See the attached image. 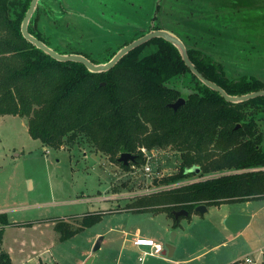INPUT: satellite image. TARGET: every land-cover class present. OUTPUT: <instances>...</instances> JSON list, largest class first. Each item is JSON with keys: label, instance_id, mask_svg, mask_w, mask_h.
Here are the masks:
<instances>
[{"label": "rangeland", "instance_id": "374dc122", "mask_svg": "<svg viewBox=\"0 0 264 264\" xmlns=\"http://www.w3.org/2000/svg\"><path fill=\"white\" fill-rule=\"evenodd\" d=\"M157 5L159 25L219 63L228 80L252 79L264 86V0H40L38 25L54 45L97 58L126 38L145 33L157 17ZM259 115L262 132L264 115ZM143 158L152 168L150 177L142 173L144 165L124 171L82 147H43L29 136L24 118H0V213L23 225L4 230L1 247L11 264H85L89 259L95 264H139L146 249L131 247L137 232L164 248L175 233V260L222 243L224 214L250 221L232 240L190 264H225L230 259L241 264L246 258L262 264L264 199L211 206L203 216L193 212L176 229L167 213L123 211L138 198L133 196L169 189L157 183L178 169V154L170 149L153 150ZM198 180L193 176L181 184ZM93 213H102L97 223L61 240L63 231L77 229L82 216ZM58 223L62 232L56 230ZM103 235L107 243L93 253Z\"/></svg>", "mask_w": 264, "mask_h": 264}, {"label": "trees", "instance_id": "16d2710c", "mask_svg": "<svg viewBox=\"0 0 264 264\" xmlns=\"http://www.w3.org/2000/svg\"><path fill=\"white\" fill-rule=\"evenodd\" d=\"M30 2L0 0V118H24L29 136L43 147L67 151L82 147L124 171L144 165L141 149L172 150L178 154V169L157 183L171 187L139 196L124 209L167 213L174 229L181 218L175 220L173 212L185 210L189 219L201 205L208 208L264 199V148L259 130L264 97L240 104L225 102L203 86L177 49L162 39L136 48L100 75L79 63L57 62L21 35ZM160 11L161 5H157L153 13L157 17L151 19L145 33L126 38L116 50L97 58L54 45L38 25L37 8L28 32L58 54H78L101 64L144 34L165 30L158 23ZM185 47L197 71L228 95L264 90L257 80H228L221 65L198 48ZM179 98L185 102L174 112L168 105ZM123 153L136 156L135 163L128 167L118 163ZM191 168L200 169L199 173H186ZM193 176L199 180L181 184ZM100 218L96 213L84 215L77 229L63 231L58 223L56 230L63 231L61 240H66ZM15 225L23 226L10 223L7 214L0 213V264H11L1 246L4 229Z\"/></svg>", "mask_w": 264, "mask_h": 264}, {"label": "water", "instance_id": "95a60500", "mask_svg": "<svg viewBox=\"0 0 264 264\" xmlns=\"http://www.w3.org/2000/svg\"><path fill=\"white\" fill-rule=\"evenodd\" d=\"M39 3V0H31L29 7L23 17V21L21 22L20 26V32L23 38L27 42H29L31 45H33L35 48L39 49L43 53L48 55L50 58L57 62L61 63H67V62H73V63H79L83 65L90 73L93 74H101L110 71L112 68H114L118 62L126 56L128 53L131 51L135 50L136 48L148 43L151 40L155 39H162L169 44H171L173 47L177 49L179 52V55L181 57V60L184 61V65L187 67V69L190 71V73L206 88L210 89L213 92H216L223 100L227 103L230 104H240L247 102L249 100H254L256 98H261L264 97V90H259L255 92H251L245 95H240V96H230L228 95L221 87L216 85L215 83L211 82L210 80L206 79L201 75L197 69L194 67V65L191 63V61L188 58L187 55V50L184 45V43L173 33L167 30H153L150 31L137 40L132 41L128 45L122 47L120 50H118L115 55L111 58L106 63H101V64H93L90 60L85 58L82 55L78 54H65L61 55L52 50L51 48L47 47V45L43 44L41 41L33 37L31 34L28 32V24L30 22V19L35 12L37 5ZM103 85V84H101ZM184 99L179 98L176 102L173 104H169L168 107L172 109L174 112L177 111L183 104H184ZM239 126H236V129H238ZM136 161V156H133L129 153H123L119 156L117 159V162L122 164L124 167H128L130 164L135 163ZM198 168H191L187 170L186 173H193V174H198L199 173ZM194 212L203 216L207 212V207L206 206H198L194 209ZM173 217L175 220L178 218H186L188 216V213L185 210L177 211L172 213ZM250 220V217L248 216H242V215H229L226 217L223 221L224 226L232 233L236 234L240 231H242L248 224ZM10 223L13 222L12 219L9 220ZM175 238V233L170 234L169 238V243L165 245V249L162 252V256H167L171 257L174 251V247L172 246V242L174 241ZM101 240H98L92 250V252H96L99 249ZM91 260L89 259L85 264H90ZM144 264H164L163 261L157 260L155 258H145L144 259Z\"/></svg>", "mask_w": 264, "mask_h": 264}, {"label": "crops", "instance_id": "0c3cea01", "mask_svg": "<svg viewBox=\"0 0 264 264\" xmlns=\"http://www.w3.org/2000/svg\"><path fill=\"white\" fill-rule=\"evenodd\" d=\"M166 30V29H165ZM219 64V63H218ZM220 65V64H219ZM223 71V70H222ZM29 183H28V185L30 186V189H31V187H32V182H30V181H28ZM222 205V204H221ZM220 206V205H219ZM209 208V207H208ZM208 208H207V210H208ZM123 211H129V210H123ZM129 212H133V211H129ZM133 213H135V212H133ZM100 214H102V213H100ZM253 215H251V217H252ZM225 217H226V215L224 214L222 217H221V219H220V225H221V223L223 222V220L225 219ZM250 221V220H249ZM223 224V223H222ZM248 224H249V222H248ZM247 224V225H248ZM179 225V227H180V224H178ZM172 226H173V222H172ZM222 234L221 235H223V237H224V241L222 242V243H219L218 245H215V246H213V247H210V248H208L206 251H203L202 253H192L191 255H187V256H185L184 255V253H182L180 256H179V258H177V259H175V260H173L172 259V256H174V253L177 251V247L176 248H174V251H173V254H172V256L169 258V257H167V256H162V254L159 256V257H151V258H155V259H157V260H160V261H163L164 262V264H190L191 262H193L194 260H199V257L200 256H202L203 254H206V253H208V252H210L211 250L213 251V250H215V249H217L218 247H219V245L221 246V245H224V244H226L227 242L226 241H228V240H232L233 238H234V236L235 235H237V234H239V232L238 233H236V234H232L225 226H224V224L222 225ZM5 230V229H4ZM110 233V232H109ZM233 235V236H232ZM99 235H97L96 236V238L98 237ZM176 236H177V234H176ZM135 237H141L140 235H139V233L137 232L136 233V235H135ZM134 237V238H135ZM133 238V239H134ZM106 238L104 237V235H103V237H101L100 239H98V240H101V242H100V245H99V249L103 246V245H105L106 243H107V241L105 240ZM133 239H132V241H133ZM97 240V241H98ZM96 244V243H95ZM131 247H133L134 249H136V250H138V251H140L141 249H146V250H144L143 252H142V254L144 253V252H148V249L147 248H143V247H136V246H134L133 245V242L131 243ZM98 249V250H99ZM97 250V251H98ZM230 260H232V261H229V262H227V263H225V264H233V262L234 261H236V260H233V259H230ZM138 261H139V264H144V260H142V259H138ZM191 261V262H190ZM83 262L84 261H82V263L81 264H83ZM264 263V253H263V262H262V264ZM90 264H95L94 262H93V259L91 260V263ZM124 264H129L127 261H125L124 262Z\"/></svg>", "mask_w": 264, "mask_h": 264}, {"label": "built area", "instance_id": "2783aa9c", "mask_svg": "<svg viewBox=\"0 0 264 264\" xmlns=\"http://www.w3.org/2000/svg\"><path fill=\"white\" fill-rule=\"evenodd\" d=\"M141 152L143 153V155H146V154L149 155V154H152L153 150L147 152L146 150L141 149ZM131 168L135 170L134 166L133 167L131 166ZM151 169L152 168H150V166L146 163L144 165V167L142 168V173L146 177H150L152 175ZM139 196H141V195L133 196L132 198H136ZM132 242H133V245L136 247H143V248L148 249V252H144L142 254V257H143V258H141L142 260H144L145 258H148V257H159L162 254L163 250L165 249L161 244L156 243L152 239H150V238L148 239L146 237H135ZM242 262H241V264H251L252 263L251 260H249L247 258L244 259ZM233 264H239V262H235Z\"/></svg>", "mask_w": 264, "mask_h": 264}, {"label": "flooded vegetation", "instance_id": "af4514ba", "mask_svg": "<svg viewBox=\"0 0 264 264\" xmlns=\"http://www.w3.org/2000/svg\"><path fill=\"white\" fill-rule=\"evenodd\" d=\"M261 133H262V135H263V142H262L261 145H262V148H264V145H263V144H264V130H263Z\"/></svg>", "mask_w": 264, "mask_h": 264}]
</instances>
